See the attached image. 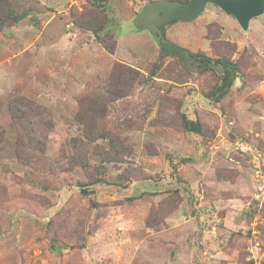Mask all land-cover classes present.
Returning a JSON list of instances; mask_svg holds the SVG:
<instances>
[{
    "label": "rangeland",
    "instance_id": "374dc122",
    "mask_svg": "<svg viewBox=\"0 0 264 264\" xmlns=\"http://www.w3.org/2000/svg\"><path fill=\"white\" fill-rule=\"evenodd\" d=\"M149 1L0 0V264H264V13L244 30L206 4L160 27L236 61L215 100L220 65L161 55L135 27ZM25 107L42 153L23 145ZM86 124L115 130L121 154Z\"/></svg>",
    "mask_w": 264,
    "mask_h": 264
},
{
    "label": "trees",
    "instance_id": "16d2710c",
    "mask_svg": "<svg viewBox=\"0 0 264 264\" xmlns=\"http://www.w3.org/2000/svg\"><path fill=\"white\" fill-rule=\"evenodd\" d=\"M180 1L186 2L187 0H180ZM172 21H174V20H172ZM107 23H109L111 25V22H107ZM86 28L88 30L93 29L91 31L94 33V35L97 36L96 33L99 32L98 29H100L101 27H98V29H97V27H86ZM160 29H161L163 36H165L163 28H160ZM165 39H166V37H165ZM99 42L102 44L101 41H99ZM157 45L159 47L161 55L165 54V55H170L172 57H176L179 59L180 62H184V64H186V62L189 65L194 64V67L198 68L199 70H206L210 67H214V66L216 67L217 65H220V67L222 69L221 84L218 87L220 94L215 95V100H218L222 95L227 93L230 86L233 84L235 79L239 76L236 61L228 60L225 58H211L209 56H206L205 54L191 52L187 48L178 46L177 44L170 42L169 40H167V42H165V43H159ZM106 50H108L110 53H113L114 44L111 47L106 48ZM116 66L117 65H115L112 68V70H116ZM151 73H154V71H152ZM114 76H117V74ZM84 102H85V104H87L89 102V100L85 99ZM81 106H84V105H81ZM23 110H24L23 111L24 115L22 114L21 116H19L18 111L13 112V115H14L15 119H17V121L22 120L20 122L22 125L20 129L23 131V133H24L23 136L25 137V140H26V142L23 143V145L27 146V147H32L33 149L37 148L39 153H42L43 143L41 142V140H39V139L37 140V138H36V133H37L38 129L37 128L31 129L27 126L29 124L27 122V121H29V119L27 118L28 114L26 112H29V111L26 109V107L23 108ZM82 110H85V109L83 107H80V102H79V106H78V110H77V114H76L77 119H78V121L81 120L83 122V124H85L86 117L83 118L84 111H82ZM20 113H21V111H20ZM39 113H41V112H36L35 117L39 118L40 117ZM182 119H183L182 124L184 125V130L192 132V133H196L197 135L203 134L202 133L203 123L201 122V120L199 118H196V117L192 118L189 116H187V117L183 116ZM83 135L86 136L87 140L89 141V144H90V142L94 141V139L107 137V138H109V140L111 142V148H112L111 151H114L117 154H121L120 152L117 151V147L119 145V143H118L119 138L117 137L115 130H110V129H107L103 126H99L96 124L95 125L86 124V127L83 126ZM89 144L88 143H81L80 144L78 142L72 141L70 146L73 147V149L76 152L77 157H79L81 153H83L84 151H87L89 149ZM105 153H106L105 150H102L101 154L103 156L105 155ZM23 161H25V160H23ZM24 163L26 164V162H24ZM96 183L103 184V183H109V182H107L103 178H96L94 183L89 182V184H96ZM84 188L85 187L81 188V191H84ZM169 195H171V194H169ZM171 196L176 197L180 201L183 200L181 192L179 195H171ZM162 209H164V208H162Z\"/></svg>",
    "mask_w": 264,
    "mask_h": 264
},
{
    "label": "water",
    "instance_id": "95a60500",
    "mask_svg": "<svg viewBox=\"0 0 264 264\" xmlns=\"http://www.w3.org/2000/svg\"><path fill=\"white\" fill-rule=\"evenodd\" d=\"M206 4L217 6L232 16L242 29H247L251 19L264 13V0H152L144 4L133 18L135 27L146 30L153 40L165 43L160 27L169 21H190L196 18Z\"/></svg>",
    "mask_w": 264,
    "mask_h": 264
},
{
    "label": "built area",
    "instance_id": "2783aa9c",
    "mask_svg": "<svg viewBox=\"0 0 264 264\" xmlns=\"http://www.w3.org/2000/svg\"><path fill=\"white\" fill-rule=\"evenodd\" d=\"M246 149H248V147H246ZM258 157H259V155L255 156V160H257V159H258Z\"/></svg>",
    "mask_w": 264,
    "mask_h": 264
}]
</instances>
